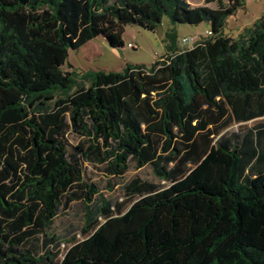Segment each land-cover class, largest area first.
Instances as JSON below:
<instances>
[{
	"label": "trees",
	"instance_id": "1",
	"mask_svg": "<svg viewBox=\"0 0 264 264\" xmlns=\"http://www.w3.org/2000/svg\"><path fill=\"white\" fill-rule=\"evenodd\" d=\"M242 1L0 0V264H264L263 125L219 134L264 116V13L223 33ZM164 14L210 34L68 92V49L97 35L122 46L125 24L152 30ZM85 162L108 177L149 165L167 184L135 176V199L112 202ZM73 201L83 238L61 253L46 230ZM39 234L54 251L26 247Z\"/></svg>",
	"mask_w": 264,
	"mask_h": 264
},
{
	"label": "rangeland",
	"instance_id": "2",
	"mask_svg": "<svg viewBox=\"0 0 264 264\" xmlns=\"http://www.w3.org/2000/svg\"><path fill=\"white\" fill-rule=\"evenodd\" d=\"M190 6L207 5L216 7L217 0H186ZM226 4V0H219ZM264 13V0H243L236 11L230 15L223 28V33L231 38H236L243 27L249 26L254 20ZM209 27L206 22L198 24L173 23L167 15H163L159 24L154 29L144 28L135 23L124 25L122 32L123 45L111 47L102 35H97L76 49H68L66 62L61 66L63 70L71 72V83L68 92H73L81 85L87 87L91 79L88 74L97 70L120 71L126 65L150 66L156 59L160 58L170 45L188 48L194 42L206 37L205 31ZM187 37L189 41L181 44V38ZM262 123L264 128V116L257 117L245 122L230 121L219 134L229 135L235 133L240 140L248 131H254L256 125ZM67 141L75 144L76 137L67 134ZM217 137V136H216ZM138 176L160 186L166 185L160 181L152 172L149 165L136 168L133 163L129 164L128 170L121 177H108L101 166L84 163L83 178L86 181L95 182L99 193L112 202H123L129 205L135 198H129L125 194L124 186L133 177ZM97 199L98 196L94 195ZM127 201V202H126ZM83 223V204L73 201L67 209L61 210L54 218L52 225L46 230L47 234L61 238L59 248L61 253L70 244L67 242L74 237L76 240L83 238L80 227ZM45 235L39 234L36 239L31 240L26 247L37 254L47 250L54 251L53 243L42 245ZM60 253V255H61ZM59 255V256H60Z\"/></svg>",
	"mask_w": 264,
	"mask_h": 264
},
{
	"label": "built area",
	"instance_id": "3",
	"mask_svg": "<svg viewBox=\"0 0 264 264\" xmlns=\"http://www.w3.org/2000/svg\"><path fill=\"white\" fill-rule=\"evenodd\" d=\"M205 33H206V34H210L209 31H205ZM188 41H189V38H187V37H182V38H181V44H185V43H187Z\"/></svg>",
	"mask_w": 264,
	"mask_h": 264
}]
</instances>
